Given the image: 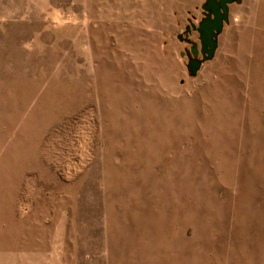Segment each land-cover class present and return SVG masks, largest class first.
<instances>
[{"label": "rangeland", "instance_id": "obj_1", "mask_svg": "<svg viewBox=\"0 0 264 264\" xmlns=\"http://www.w3.org/2000/svg\"><path fill=\"white\" fill-rule=\"evenodd\" d=\"M205 1L0 0V264H264V0L192 76Z\"/></svg>", "mask_w": 264, "mask_h": 264}, {"label": "water", "instance_id": "obj_2", "mask_svg": "<svg viewBox=\"0 0 264 264\" xmlns=\"http://www.w3.org/2000/svg\"><path fill=\"white\" fill-rule=\"evenodd\" d=\"M241 2L242 0H206L202 7L204 17L200 24L187 26V34L179 35L180 39L192 44L191 49L187 51L190 75H196L206 61L215 57L219 36L224 25L230 22V5ZM192 30H197L200 34L201 49L198 42L188 37Z\"/></svg>", "mask_w": 264, "mask_h": 264}, {"label": "flooded vegetation", "instance_id": "obj_3", "mask_svg": "<svg viewBox=\"0 0 264 264\" xmlns=\"http://www.w3.org/2000/svg\"><path fill=\"white\" fill-rule=\"evenodd\" d=\"M206 2V1H205ZM202 15H203V11H202ZM204 17V15L202 16V18Z\"/></svg>", "mask_w": 264, "mask_h": 264}]
</instances>
